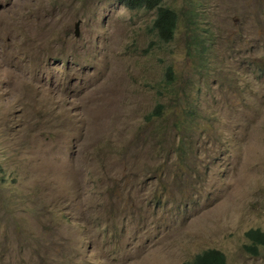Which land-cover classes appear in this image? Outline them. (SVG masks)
<instances>
[{"label": "rangeland", "instance_id": "1", "mask_svg": "<svg viewBox=\"0 0 264 264\" xmlns=\"http://www.w3.org/2000/svg\"><path fill=\"white\" fill-rule=\"evenodd\" d=\"M162 3L0 0V264H264V0Z\"/></svg>", "mask_w": 264, "mask_h": 264}, {"label": "trees", "instance_id": "2", "mask_svg": "<svg viewBox=\"0 0 264 264\" xmlns=\"http://www.w3.org/2000/svg\"><path fill=\"white\" fill-rule=\"evenodd\" d=\"M131 7L141 6L147 9H157V16L154 20L153 28L157 36L162 41H170L174 38L178 26V13L165 5L162 0H129ZM169 75H173V71H169ZM161 105L157 107L160 111ZM251 244L248 248L257 253L259 246H264V231L257 229L249 232ZM226 255L220 250H206L203 254L198 255L191 264H225Z\"/></svg>", "mask_w": 264, "mask_h": 264}, {"label": "clouds", "instance_id": "3", "mask_svg": "<svg viewBox=\"0 0 264 264\" xmlns=\"http://www.w3.org/2000/svg\"><path fill=\"white\" fill-rule=\"evenodd\" d=\"M147 9V8H146ZM149 10H156V16H157V9H149ZM156 18V17H155ZM155 20V19H154ZM178 20H179V17H178ZM153 24H154V22H153ZM178 27V26H177ZM155 31V30H154ZM156 33V32H155ZM262 231H264V230H262ZM211 249H215V250H220V249H216V248H209V249H206V250H211ZM206 250H203V251H201V252H199V253H197V254H195L194 256H193V258H192V260L191 261H189V262H185V264H191L194 260H195V258L198 256V255H200V254H203V252L204 251H206ZM220 251H222V250H220ZM223 252V251H222ZM191 262V263H190ZM225 264H227V261H226V263Z\"/></svg>", "mask_w": 264, "mask_h": 264}]
</instances>
